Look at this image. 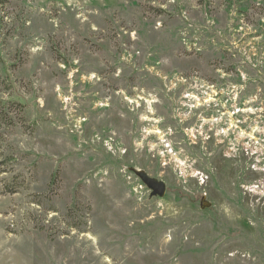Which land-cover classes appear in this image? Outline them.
I'll list each match as a JSON object with an SVG mask.
<instances>
[{
	"label": "rangeland",
	"instance_id": "rangeland-1",
	"mask_svg": "<svg viewBox=\"0 0 264 264\" xmlns=\"http://www.w3.org/2000/svg\"><path fill=\"white\" fill-rule=\"evenodd\" d=\"M0 264H264V0H0Z\"/></svg>",
	"mask_w": 264,
	"mask_h": 264
},
{
	"label": "water",
	"instance_id": "water-1",
	"mask_svg": "<svg viewBox=\"0 0 264 264\" xmlns=\"http://www.w3.org/2000/svg\"><path fill=\"white\" fill-rule=\"evenodd\" d=\"M135 173L141 182L151 191V198H164L166 196L167 186L164 182L154 179L142 171H135ZM210 207L211 204L209 202H206L205 200L202 201L203 209Z\"/></svg>",
	"mask_w": 264,
	"mask_h": 264
}]
</instances>
